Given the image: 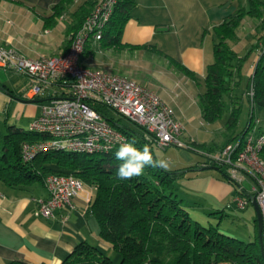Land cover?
<instances>
[{"label":"crops","instance_id":"crops-1","mask_svg":"<svg viewBox=\"0 0 264 264\" xmlns=\"http://www.w3.org/2000/svg\"><path fill=\"white\" fill-rule=\"evenodd\" d=\"M58 1L0 0V45L12 46L29 57L64 54L68 30L78 21L80 9L85 8L84 15L96 0H72L56 21L49 24L43 17L52 13V7ZM239 6L248 8L247 0H135L120 34V42L106 44L103 40L88 43L80 56V64L93 71L104 70L127 77L158 94L184 127L180 139L183 136V141L196 143L197 150L188 151L200 153L202 161L203 153L213 151L197 145L200 142L195 134L186 137V132L197 121L204 122L198 96L205 91L207 66L214 61V27L235 13ZM261 35L258 45L264 43V34ZM256 60L257 54L247 69V75L253 70ZM0 85L13 95L0 87V114L6 115L5 126L9 124L25 130L18 125L25 119L30 127L48 100H19L6 81ZM66 93L67 87L55 84L38 97H31L28 90L26 99H50ZM236 128L237 133L244 127ZM225 131L219 127L215 131L220 133L223 142ZM211 144L219 148L223 143L220 145L213 138L204 145ZM200 161L187 162L181 167L193 166ZM186 176L189 180L184 181ZM180 178L177 182L180 193L200 220H204L202 211L205 209H220L216 206L222 203L231 189L228 181L206 170L188 171ZM45 196L42 183L9 187L0 181V264L11 260L29 264H61L83 241L104 250L111 248L101 239L97 220L89 212H73L64 222L59 217L47 219L37 216L36 200Z\"/></svg>","mask_w":264,"mask_h":264},{"label":"trees","instance_id":"trees-1","mask_svg":"<svg viewBox=\"0 0 264 264\" xmlns=\"http://www.w3.org/2000/svg\"><path fill=\"white\" fill-rule=\"evenodd\" d=\"M71 1L59 0L54 4L52 13L43 17L45 22H55L56 17ZM247 2L248 8L239 6L235 13L214 27V61L207 66L204 77L206 88L198 96V105L205 122L213 123L225 113L228 115L224 122L225 140L219 148L249 129L254 124L253 117L257 108H264L262 50L253 70L247 76V89L249 90L251 83L253 88L252 99L250 100L248 94L246 96L249 104L248 119L244 128L235 132L242 112V97L238 93H232V89L239 88L243 64L257 45L240 56L229 42L236 39V30L245 16L260 21L264 17V0ZM134 4L135 0H117L100 41L104 40L106 44L120 42V34ZM84 11L85 8L80 9L78 21L68 30L69 36L82 24L88 13L87 11L82 15ZM69 42L68 38L66 51ZM234 75L238 77V81L230 87ZM0 87L4 89V86ZM94 107L114 128L126 136L127 141H135L137 148L148 145L154 159H157L155 142L142 127L136 125L137 130L127 129L111 120L105 113L104 106ZM6 128L7 132L3 135L0 146V181L5 185L21 187L34 183L43 184L45 175L57 173L72 174L87 186L95 187L89 213L97 220L101 239L111 245V251L118 254L119 260L115 262L106 254L110 249L104 250L83 241L74 247L61 264H264V255L261 254L258 243L256 219L254 240L246 242L222 231L220 226L224 210L209 211L204 220H200L191 211V204L178 194L177 180L181 175L211 166L204 165L207 162L204 157L193 166L169 170L147 167L141 176L120 180L116 173L121 161L115 158L118 146L107 152L96 153L42 152L25 161L21 155L22 145L26 142H38L43 139L42 135L9 124ZM258 130L264 134L259 124ZM190 143L196 149V143ZM200 147L213 152L219 149L214 144L207 147L201 144ZM259 155L264 159V147ZM224 176L231 182L225 173ZM215 214H218L217 222L210 218ZM6 264L29 263L11 260Z\"/></svg>","mask_w":264,"mask_h":264},{"label":"built area","instance_id":"built-area-1","mask_svg":"<svg viewBox=\"0 0 264 264\" xmlns=\"http://www.w3.org/2000/svg\"><path fill=\"white\" fill-rule=\"evenodd\" d=\"M116 4L117 0H96L80 27L69 36L64 54L29 57L12 46L0 45V67L28 77L31 97L44 95L55 84L67 87L66 94L48 99L31 122L29 129L43 139L22 145L23 160L50 151L107 152L126 142V136L95 109L96 105L108 107L142 127L159 148L175 145L193 149L190 142L180 139L184 127L158 94L127 77L93 71L80 64L87 44L101 40ZM247 94L251 100L252 83ZM253 121L243 134L215 152L203 153V157L207 161L204 165L225 169L230 181L236 184L240 193L233 199L236 208L245 209L255 198L264 243V159L259 155L264 147V134L258 130L259 119L255 114ZM246 177L252 184L248 192L242 186ZM43 186L46 196L36 200L37 216L59 217L64 222L73 212H89L94 186H87L72 174L57 173L45 175Z\"/></svg>","mask_w":264,"mask_h":264},{"label":"rangeland","instance_id":"rangeland-1","mask_svg":"<svg viewBox=\"0 0 264 264\" xmlns=\"http://www.w3.org/2000/svg\"><path fill=\"white\" fill-rule=\"evenodd\" d=\"M261 34H264V28H262V21L256 18L252 17H244L242 20L241 25L236 30V39L234 41H231L229 44L233 49L236 50L237 54L240 56H243L251 47V45L256 44L258 45L257 41L262 37ZM262 39V38H261ZM257 49H254L252 53L249 55L246 62L243 64L242 67V78L240 81L239 88H233L232 93H238L239 96L242 97L241 104H242V112L239 117V124L236 130L242 129L246 125V121L248 119V100H247V69L248 67L253 63V60L260 54L262 50H264V43L258 45ZM25 75L5 70L2 67H0V82L6 81V83L13 88L14 92L17 94L16 97L19 100H25L28 101L29 99H26L27 92L30 88V80L28 77H24ZM238 81L237 76H233V79L230 82V87H232L233 83ZM24 96L23 98H19L20 95ZM104 111L107 114V116L114 120L115 122L119 123L121 126L127 128V129H135L137 130V126L130 122L128 119L119 116L114 110L104 107ZM255 115L259 119V125L262 130H264V108H257ZM12 116V114H11ZM6 115L0 114V146H1V140L3 138V135L7 132V128L5 126L4 118ZM228 115L225 113L221 119L213 122H202L197 121L195 125L190 127L189 131L186 132V137L188 135L195 134V138L198 142L201 144H208V142H211L213 138H215V141L218 144L223 143V139L220 135V133H216L217 128H224V122L226 121ZM9 123V122H8ZM20 127L24 128L26 131L28 130L29 123L23 119L20 121V124H18ZM215 130L213 133L212 131ZM185 136V135H184ZM181 139H185L183 136ZM207 142V143H204ZM207 147V146H205ZM155 155L157 159H167L171 163L170 168H176L181 167L184 164L189 163H196L200 161L201 154L196 152H190L184 148L177 147L175 145H169L166 146L165 149H158L155 148ZM207 173L213 174L217 176L221 180L228 181L225 176V169H221V171L216 169H207ZM226 175V173H225ZM181 177V176H180ZM179 177V178H180ZM181 179V178H180ZM193 179V178H191ZM189 180V177H184V181ZM180 180L178 179L177 182ZM229 182V181H228ZM231 189L230 191L225 195L222 203L220 205L216 206L222 210H224V216L221 223L220 228L222 231L227 233L228 235L237 237L243 241L249 242L254 240L255 233H256V227H255V219H256V213L254 210V207L251 203L247 205L245 209H238L235 207L233 203V199L236 195H240L239 191L237 190V186L234 182H229ZM242 186L244 187L245 191L248 192L251 189V181L248 177H246L243 182ZM178 194L181 195L180 190L178 188ZM229 205H228V204ZM220 209H214L211 211H216ZM203 215L202 217H205L207 215V211H202ZM213 222H217L218 220V214H215V216L210 217ZM108 256H110L115 262L119 260L118 254H116L114 251H111V249L106 253Z\"/></svg>","mask_w":264,"mask_h":264},{"label":"clouds","instance_id":"clouds-1","mask_svg":"<svg viewBox=\"0 0 264 264\" xmlns=\"http://www.w3.org/2000/svg\"><path fill=\"white\" fill-rule=\"evenodd\" d=\"M115 158L121 161L116 173L120 180H130L141 176L147 167H159L164 170H169L171 167L169 160L154 159L148 145L137 148L135 141L121 143L115 152Z\"/></svg>","mask_w":264,"mask_h":264},{"label":"water","instance_id":"water-1","mask_svg":"<svg viewBox=\"0 0 264 264\" xmlns=\"http://www.w3.org/2000/svg\"><path fill=\"white\" fill-rule=\"evenodd\" d=\"M8 94L13 96L10 92H8ZM44 100H48V99H33V100H28L26 102H42ZM207 169H216V170L221 171L220 168L217 166H204V167H201L200 170H207ZM251 204L253 205L255 213H256V225H257L258 243H259L260 251H261V254L264 255V243H262V218H261V214H260L257 202L254 197L251 198Z\"/></svg>","mask_w":264,"mask_h":264}]
</instances>
